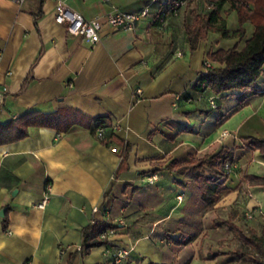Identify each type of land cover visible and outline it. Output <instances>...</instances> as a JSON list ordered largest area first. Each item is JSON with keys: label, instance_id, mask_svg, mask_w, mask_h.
<instances>
[{"label": "crops", "instance_id": "0c3cea01", "mask_svg": "<svg viewBox=\"0 0 264 264\" xmlns=\"http://www.w3.org/2000/svg\"><path fill=\"white\" fill-rule=\"evenodd\" d=\"M150 1L66 0L87 19L111 6L135 12ZM156 1L153 12L172 0ZM208 2L189 0L177 15H168L164 32L151 17L133 30L105 25L99 42L90 45L55 22V0H0V86L7 88L0 107V264H68L82 244L94 206L109 212L108 223L116 229L107 246L76 255L72 264H111L106 250L116 247L130 251L121 264H251L234 254L242 243L231 227L244 233L238 219L264 212V186L248 179L264 178V144H250L253 138L264 141V67L250 89L255 94L218 95L217 109L206 101L213 93L192 90L206 71L205 62L216 66L206 59L209 52L233 46L240 51L254 32L250 22L243 24L239 39L209 32L191 51L185 23L210 12ZM220 15L231 35L239 26L236 12L226 2ZM62 108L87 119L103 117L102 138L96 136L99 127L92 132L87 120L66 133L30 127L17 138V117ZM223 131L229 133L226 138H221ZM122 142L129 149L125 168L118 172ZM223 147L233 150L234 163L226 167L219 200L199 218L187 207L193 190L201 196L194 177L165 166ZM152 175L156 180L149 183ZM46 185L49 199L39 208ZM218 212L225 217L216 222ZM95 216L107 222L100 213ZM206 217L217 229L228 227L238 244L234 251L218 246L204 253ZM193 222L202 230L189 232ZM263 233L264 228L249 231Z\"/></svg>", "mask_w": 264, "mask_h": 264}, {"label": "trees", "instance_id": "16d2710c", "mask_svg": "<svg viewBox=\"0 0 264 264\" xmlns=\"http://www.w3.org/2000/svg\"><path fill=\"white\" fill-rule=\"evenodd\" d=\"M177 1L172 0L164 7L166 18L168 15H177L186 6H178ZM230 4V9L235 11L238 17V29L228 35L226 22L221 17L220 11L224 3ZM210 12L196 14L191 23H185L187 43L193 51L199 40L207 38L209 32L220 33L225 38H242L245 34L243 24L250 22L254 26L253 36L248 39L242 50L238 51L236 46L227 50L219 49L209 52L206 59L215 63L216 66L205 67V73L192 84V90L198 93L211 92L218 99V95L227 92H242V96L255 94L250 91L256 81L260 78L264 67V0H209ZM158 12V11H157ZM87 126L92 132L98 127L104 126L102 118L87 119L79 112L71 108H62L53 113H42L39 110H31L22 116L17 117L13 125L17 130V138L25 136L30 127H45L56 130L58 133L68 132L74 125ZM122 144L120 162L117 171L125 168V159L128 153V144ZM250 144L260 147L264 141L251 139ZM234 163L233 150L227 147L221 148L216 154H206L201 158H193L187 163L179 164L173 160L165 168L168 171L178 174H191L199 185L201 202L211 208L220 198V193L227 179L226 167ZM249 180H256L257 184L264 186V178L248 176ZM241 241V246L235 250V255L240 258H247L251 264H264V233L259 237L255 234L245 235L239 228L232 226ZM116 226L108 222L96 221L82 229V244L80 250L74 251L68 260V264L76 255L87 254L94 247L107 246L109 239L103 237L107 230H114ZM175 244H182L179 239L174 240ZM153 264V263H151Z\"/></svg>", "mask_w": 264, "mask_h": 264}, {"label": "built area", "instance_id": "2783aa9c", "mask_svg": "<svg viewBox=\"0 0 264 264\" xmlns=\"http://www.w3.org/2000/svg\"><path fill=\"white\" fill-rule=\"evenodd\" d=\"M16 3L21 4L24 2V0H14ZM104 2H109L110 0H101ZM178 6H184L187 2V0H180L177 1ZM157 4L156 0H151L148 5L143 7L142 9L135 11V12H128L120 10L114 6H111L110 9L105 11L100 16H97L92 19H87L80 15L79 13L73 11L69 5L67 4L66 0H55V15L54 20L59 25H64L66 27V31L70 36L73 37H80L84 41H86L90 45H95L100 40V32L102 28L107 25L112 30H133L137 24L148 17L152 18L153 22H157L160 25H164L167 21L166 18V10L169 8H163L162 10H159L158 12H153L151 10L152 6ZM182 53L177 52L176 57H181ZM2 59V52L0 51V63ZM205 67H209L208 63L205 62ZM7 92L6 87L0 86V107L3 105L5 96ZM137 94L140 93V90L136 91ZM176 101L179 99L178 96H176ZM216 96H210L206 97V101L209 104V106L213 109H217L218 105L216 103ZM96 136L101 139L102 138V128L99 127L96 130ZM229 135L227 131H223L221 138H226ZM156 180V175H152L148 178V182L152 183ZM50 195V187L49 185H46L45 193L42 198V200L37 205L39 208L45 207ZM177 199L179 201L182 200V197L177 196ZM100 213L102 216H104V219L108 222L110 221L109 212L107 210L101 211L99 207L94 206L92 208V220L91 223H95L97 221V218L95 214ZM113 233L112 230H107V232L104 233L103 237H108ZM80 250V247L78 248ZM129 250L122 248V247H116L111 248L109 250H106V253L108 254L110 258L111 264H121L129 255ZM63 253V252H62Z\"/></svg>", "mask_w": 264, "mask_h": 264}, {"label": "rangeland", "instance_id": "374dc122", "mask_svg": "<svg viewBox=\"0 0 264 264\" xmlns=\"http://www.w3.org/2000/svg\"><path fill=\"white\" fill-rule=\"evenodd\" d=\"M194 1V0H193ZM167 28V22L164 25L159 24V32H164ZM264 150V147L262 148ZM262 152H260V155ZM263 155V154H262ZM252 157V156H250ZM249 163H252L249 161ZM228 170V169H227ZM200 194L197 192V190H193L188 203L187 207H189L190 211L194 212L196 215L202 216L205 214H208V211L211 210V208H208L206 205L201 203ZM210 213V212H209ZM212 214V213H211ZM233 215V214H231ZM250 216H243V219H238V225L239 227L244 231L246 235L249 234V231L260 232L262 228H264V212L260 214L258 217H253L252 213H248ZM252 215V216H251ZM216 216L218 219L216 222L223 220V218H220V216H224L225 214L222 213H216ZM208 217V216H207ZM207 217L205 218V231H202L203 237H202V248L204 250V253L207 255L208 252L212 251L211 249H214L215 247L218 248V246L223 249V251H228L231 253V251H234L238 246V244L235 242L236 239L233 237L231 238V231L226 226L220 225V227L217 229V223L213 224V221H206ZM195 219V218H193ZM231 219V217H230ZM232 220V219H231ZM192 222V221H191ZM190 222V223H191ZM196 222H193L195 227L189 228V232H196V230H202L200 229V226L197 227ZM216 225V226H215ZM187 230V229H186Z\"/></svg>", "mask_w": 264, "mask_h": 264}]
</instances>
